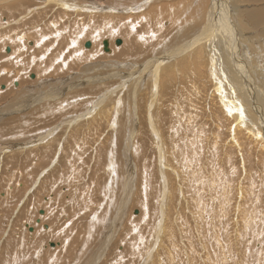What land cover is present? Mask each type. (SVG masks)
<instances>
[{"label": "rangeland", "instance_id": "obj_1", "mask_svg": "<svg viewBox=\"0 0 264 264\" xmlns=\"http://www.w3.org/2000/svg\"><path fill=\"white\" fill-rule=\"evenodd\" d=\"M157 1L156 10L122 19L117 11L93 8L86 1L67 8L76 1L0 0V264H115L116 260L117 264H264V163L254 164L232 142H226L229 124L217 108L220 103L206 71L208 62L203 78L187 81L186 86L200 89L199 96L191 97L197 99L192 109L191 98L186 96L185 102L179 99L180 111L176 101L172 103L177 78L189 72L181 67L174 74L159 69L158 76L165 79L157 78L153 86L145 80L136 94L137 75L128 79V73L137 68L134 65L160 55L151 49L166 42L165 33L170 37L176 33L175 40H167L177 44H169L175 52L179 42L200 29L212 36L208 38L214 45L220 44L219 52L227 49L253 65L257 59L248 52L251 49L242 51L237 43L221 46L227 33L223 27L229 31L234 27L230 2ZM236 1L241 8L264 10V0ZM137 6L127 7L138 12ZM168 7L177 12L175 18H186L177 29L168 16L143 22ZM238 20L253 26L245 13ZM188 26L195 28L188 31ZM180 29H185L187 39L179 38L183 37ZM216 29L224 32L223 38ZM244 33L253 44L258 38L264 41V26ZM105 39L109 54L104 51ZM195 41L199 44V39ZM134 48L138 50L130 51ZM215 59L219 64L218 56ZM255 67L249 68L250 74L256 72ZM46 93L57 94L55 99L67 94L59 107L54 98H41L51 97ZM37 98H41L39 103ZM205 106L215 113L211 122ZM185 121L197 136L190 135ZM171 137L176 138L174 147ZM242 138L236 136L237 145L256 143ZM185 150L195 153L189 158ZM198 166L200 175L195 171ZM196 178L211 181V188H200ZM202 192L204 201L196 203L193 196L198 198ZM119 208L122 214L118 216ZM241 208L246 214L238 212Z\"/></svg>", "mask_w": 264, "mask_h": 264}, {"label": "bare ground", "instance_id": "obj_2", "mask_svg": "<svg viewBox=\"0 0 264 264\" xmlns=\"http://www.w3.org/2000/svg\"><path fill=\"white\" fill-rule=\"evenodd\" d=\"M68 1H76V2H70V3H68L66 6H67V8H74V6H77V5H79V4H81L82 2L81 1H86V2H88V5L90 6V7H93V8H105V9H108V10H113V11H117L118 12V16H120L119 18H122L121 16H125V15H128L126 18H129L130 16H132L133 15V17L135 18L136 16H138V14H141V13H148V12H150L151 10H156L157 8H159L160 7V5L158 4L157 5V3L156 2H158L157 0H133V1H130V2H133V3H130L128 0H91V1H88V0H68ZM135 1V2H134ZM179 1H184V0H179ZM194 1H196L197 3H198V1L199 0H194ZM213 1V0H212ZM216 1V3H217V1L219 2V3H222L221 1L222 0H215ZM225 1V0H224ZM239 1V0H238ZM240 1H251V0H240ZM253 1H255V2H257V0H253ZM226 2L228 3V2H230L231 4H232V6L231 7H233L234 8V10H232L233 11V19L235 20V22H234V27L232 28H230V31H229V29L228 30H226V28H224L223 27V30L224 31H226L227 33H225V35H227V36H225L223 33L224 32H222V31H218L217 29H216V31H218V32H216V34L217 33H220V34H222V38H223V35H224V38H225V41H224V45H222L221 44V46H224V47H228L230 44L234 47V43H237L238 45H239V47H240V49L242 50V51H247V49H251V50H249L248 52L251 54V52H252V54H253V57L255 58V59H257V63L254 61V59H253V61H254V63H256V64H252V62L250 63L249 61H247L246 60V57H245V59L244 60H241V59H239L238 58V56L237 55H230L229 53H228V50L226 49H222L221 50V52H219L220 51V44L218 43V44H216V45H214V42L211 40V38H212V36H206V35H204L203 34V32L200 30V29H198V30H196V32H194L193 34L197 37V38H195V36H193V35H189V36H193V37H189L190 39L189 40H186L185 42H179V43H181L182 44V46H181V44H179L180 45V48H177L176 47V52H175V50H172L173 48L172 47H170L169 46V44L171 43V44H173V46H175V45H177V44H175L174 45V43H172V42H170L169 43V41L167 42V40H170L169 39V37H170V34H169V36H167V34L165 33V35H164V39H165V41L166 42H160L159 43V46H158V44H157V47H154V48H152L151 50H153V52L154 53H156L157 51H159V52H161V53H159L160 55H158L157 53V56H152L153 58H151L150 57V59H148V60H146V61H143L141 64H139V65H134L133 66V68H135V67H137L136 68V70H133V71H131V75H130V72L128 73V79H130V77L132 76V75H134V77H135V75H137V79H136V83L134 84V86H133V90H134V94H136L135 92L136 91H138V90H140V88H142L143 86H142V84L144 83V81L145 80H148L149 82H150V84L153 86L154 85V83L155 82H157V78H164V75H160V76H158V72H159V69H160V71H161V73H164L165 74V72H169V71H171V72H173L174 70H177L178 71V69H179V72H180V67H181V70L182 71H185V72H187V71H189V72H187V74H186V76L188 75V77H186V76H183V74H180V76L177 78V84H176V90H178V91H175L174 92V99H173V97H172V103H175V101H176V104H174V105H176V108H178L179 109V111L181 110V103L179 102V99L181 98L182 99V102L184 101L185 102V96L186 97H188V98H191V97H195V94H197L198 95V93L200 92V89H198L197 88V86H192V85H187L186 86V84H187V81H189L190 79H192V80H194V81H197V80H200V76L202 77L205 73H204V68L206 67V63L207 64H209L208 66V68H206V71H208L209 73V78L211 79V83H212V85H213V87H216L215 88V90H216V94H215V98H216V96H218L217 97V99H218V102L220 103V104H218L217 105V108H218V110H221L222 111V114H223V116L225 117V120H226V122H227V124H229V128H228V135H227V140H226V142H228V141H230V142H232L233 143V145L235 146V147H237L239 150H242V152L243 153H245L246 154V156L249 158V159H251V160H253V163L254 164H256V165H260V164H263L264 163V122H262V124L259 122V119H262L263 117H264V41L262 40V39H260L259 40V38H258V41L256 42V44H253L252 43V40L251 39H249L248 37H246L245 36V33H244V31H245V29H254V26H264V10H262V8H241V6L238 4V2L236 1V0H226ZM170 3V2H169ZM197 3H195V4H197ZM211 3V2H210ZM215 3V2H214ZM215 3V4H216ZM131 4H137L138 6L135 8V9H137V10H139L138 12H135V11H132L131 9H129L127 6H129V5H131ZM215 4H213V6H219L220 7V5L219 4H217V5H215ZM243 6V5H242ZM218 7V8H219ZM223 7V6H222ZM225 7H227V6H225ZM225 7H223V8H225ZM228 8L229 9H231L230 8V4H229V6H228ZM227 9V8H226ZM209 11H211V10H209ZM224 11V10H223ZM173 12H174V14H173ZM176 11H172L171 9H170V7H168V8H166V9H164L163 11H161V12H159V13H155V14H153V15H151V16H149L148 18H146V19H144L143 20V22H147V21H150V22H153V20H156V21H158L159 19H162L163 17H165V16H168V17H170V19H171V21L173 22V25H174V27L177 29L178 27H180V23L182 22V21H184L186 18H175V16H177L176 15ZM240 13H245V15H246V17H247V20L253 25V26H247V24H244V23H241L239 20H238V15L240 14ZM120 14V15H119ZM214 14V13H213ZM224 14V13H223ZM56 15V14H55ZM188 15H190V13H188ZM199 15V14H198ZM211 15V14H210ZM209 15V16H210ZM215 15V14H214ZM178 16H180L179 14H178ZM218 16V15H217ZM173 17V18H172ZM219 17V16H218ZM225 17V16H224ZM223 17V18H224ZM126 18H124V19H126ZM138 18H139V16H138ZM123 19V18H122ZM205 19H207V18H205ZM212 19H214L213 17H212ZM211 19V20H212ZM217 19H219V18H217ZM133 20H135V19H133ZM211 20H209L210 22H211ZM214 20H216V19H214ZM213 20V21H214ZM230 20V19H229ZM170 21V22H171ZM186 21V20H185ZM225 21H226V19H225ZM142 22V21H141ZM150 22H148V23H150ZM166 22V21H165ZM218 23L220 22L219 20L217 21ZM230 22V21H229ZM190 23V22H189ZM212 24H214L213 22H211ZM145 25L147 24V23H144ZM156 24H159L158 22L156 23ZM171 25H172V23H170ZM194 24V23H193ZM211 24V25H212ZM226 24V23H225ZM229 24V23H228ZM147 25H150V24H147ZM189 25H192V22H191V24H189ZM201 25V24H200ZM200 25L198 26V28L200 27ZM208 25V24H207ZM210 25V26H211ZM218 25V24H217ZM220 25V24H219ZM222 25V24H221ZM152 26H153V24H152ZM210 26H209V28H210ZM214 25H212V29L213 28H215V26L213 27ZM231 26V25H230ZM173 27V26H172ZM201 27H202V25H201ZM129 28V27H128ZM183 28V27H182ZM187 28H189V26L187 27ZM193 28H195V27H191V28H189L190 30H188V31H191V30H194ZM207 28V27H206ZM220 28V27H219ZM139 29V28H138ZM172 29H174V28H171V30L170 31H172ZM185 29H186V25H185ZM185 29H184V31H185ZM208 29V28H207ZM258 29V28H257ZM160 30H162V29H160ZM221 30V29H220ZM130 31H131V29H130ZM129 31V33H131ZM134 31V30H133ZM136 31V30H135ZM140 31H141V29H140ZM139 30H138V33L140 32ZM177 31V30H176ZM183 31V29H180L178 32H180V34L182 33L183 34V37H181V35H180V37H179V35H178V37L179 38H183V39H187V35H186V38H184V32ZM212 31H214V30H212ZM142 32H143V30H142ZM207 32V31H206ZM240 32H242V33H240ZM138 33H136V32H134V34L136 35V34H138ZM141 33V32H140ZM150 33H151V31H150ZM170 33V32H169ZM171 33H174V31H172ZM191 33V32H190ZM174 34H176V33H174ZM174 34H172L173 36H174ZM179 34V33H178ZM239 34H241V35H243V37L241 38V37H239ZM171 35V36H172ZM139 36H141V35H139ZM173 36L172 37H170V38H173ZM219 36V35H218ZM217 36V37H218ZM177 37V36H176ZM208 37H211V38H208ZM219 37H221V36H219ZM218 37V39H220ZM95 38V37H94ZM129 38V37H128ZM179 38H177V39H179ZM216 38V37H215ZM93 39V38H92ZM174 39V38H173ZM176 39V38H175ZM174 39V40H175ZM182 39V40H183ZM195 39H199V44L195 41ZM209 39H210V41H209ZM24 40V39H23ZM95 40V39H94ZM105 40H108V39H105ZM179 40H181V39H179ZM178 40V41H179ZM181 40V41H182ZM20 41V40H19ZM111 41V40H110ZM170 41H172V39L170 40ZM184 41V40H183ZM220 41H222V40H220ZM83 42V41H82ZM91 42V41H90ZM94 42V41H93ZM210 42H211V44H210ZM48 43V42H47ZM99 43H101V42H99ZM216 43V42H215ZM21 44H22V42H21ZM44 44L45 43H43V46H44ZM94 44H96V43H94ZM46 45V44H45ZM202 46L201 47V49H198L197 50V47L198 46ZM42 46V47H43ZM93 46H96V45H93ZM93 46H92V48H93ZM103 46V45H102ZM217 46V47H216ZM41 47V48H42ZM112 47V46H111ZM169 47L170 48H172V49H169ZM244 47V48H243ZM43 48H46V47H43ZM95 48V47H94ZM101 47H99V49H100ZM113 48V47H112ZM112 48H110V49H112ZM136 48V47H135ZM131 49L130 51H135L136 49ZM175 48V47H174ZM212 48L214 49V51L212 50ZM47 49V51H49L48 50V48H46ZM94 50V49H93ZM96 50V49H95ZM94 50V51H95ZM113 50V49H112ZM138 50V49H137ZM136 50V51H137ZM8 51H9V48H8ZM14 51V50H13ZM89 51V50H88ZM88 51L86 50V52L88 53ZM94 51H92V52H94ZM108 54L110 53V50H109V48H108ZM251 51V52H250ZM84 52V51H83ZM86 52H84V53H86ZM91 52V53H92ZM152 52V53H153ZM219 52V53H218ZM43 53V52H42ZM86 53V54H87ZM150 53H151V51H150ZM15 54V53H14ZM14 54H12V55H14ZM46 54V53H45ZM89 54H90V51H89ZM89 54H87V55H89ZM156 54H154V55H156ZM244 54H246V53H244ZM248 54V53H247ZM249 54V55H250ZM251 54V55H252ZM38 55V54H37ZM42 55V54H41ZM248 55V56H249ZM250 55V56H251ZM50 56V55H49ZM218 56V61H219V64L216 62V57ZM252 57V58H253ZM49 58H51V57H49ZM45 59V58H44ZM189 61V62H188ZM204 61H206V62H204ZM204 63H205V65H204ZM177 64H179V65H177ZM257 65V66H256ZM256 66V67H255ZM254 68L255 67V73L252 75V74H250V71H249V68ZM197 71H199L200 73L198 74V75H196V72ZM216 71H217V74H218V76H219V78H218V76H216L215 75V73H216ZM13 72H16V71H13ZM170 72V73H171ZM193 72H194V74H193ZM176 73V72H175ZM189 73V74H188ZM207 73V72H206ZM2 74V73H1ZM5 74V73H4ZM167 74V73H166ZM173 74H174V72H173ZM172 74V75H173ZM191 74H193V75H191ZM146 75H148V79H146L147 78V76ZM185 75V74H184ZM207 75V74H206ZM166 77V76H165ZM168 77V76H167ZM186 77V78H185ZM169 78H171V77H169ZM168 78V79H169ZM174 78V77H173ZM176 78V77H175ZM203 78V77H202ZM132 79V78H131ZM135 79H134V81H135ZM165 79V78H164ZM167 79V78H166ZM205 80H207L206 79V77L204 78ZM251 79V80H250ZM174 80V79H173ZM202 80V79H201ZM165 81V80H164ZM148 82V83H149ZM172 82H174V81H172ZM207 82V81H206ZM158 83H160V79H159V81H158ZM162 83V82H161ZM165 83V82H164ZM164 83H163V86H164ZM170 83V82H169ZM210 83V82H209ZM84 84H86V83H84ZM123 85L125 84V81L122 83ZM127 84V83H126ZM171 84V83H170ZM170 84L168 85V86H170ZM16 85V84H15ZM173 85H175V84H173ZM172 85V86H173ZM206 85V84H205ZM142 86V87H141ZM150 86V85H149ZM152 86H150L151 87V89H152ZM161 86V85H160ZM198 86H199V83H198ZM207 86V85H206ZM209 86V85H208ZM124 87V86H123ZM150 87H149V90H150ZM156 87H158V86H156ZM174 87V86H173ZM254 87H256L255 89H254ZM154 89V88H153ZM156 89V88H155ZM225 89H226V92H225ZM132 90V91H133ZM148 90V91H149ZM156 90H158V89H156ZM164 90V89H163ZM212 90V89H211ZM214 90V89H213ZM72 91V90H71ZM151 91V90H150ZM68 92H70V91H68ZM158 92V91H157ZM168 92V91H167ZM206 92V91H205ZM155 93V92H154ZM172 93V92H171ZM208 93H210V94H212L211 92H208ZM66 94L67 93H65V95H64V97L63 98H61V99H55V97H56V95L57 94H55V95H52V94H48V93H46V95H48V96H51V97H46V96H44V97H41V98H44V99H47V100H51V99H53V100H55L56 102H55V104L54 105H58L59 107H60V105L62 104V102H59V101H61V100H63V99H66ZM152 94V93H151ZM150 94V96L152 97V95ZM62 95V93L60 94V95H58V97L57 98H60V96ZM154 95H156V94H154ZM154 95H153V97L152 98H154ZM42 96V95H41ZM145 96V95H144ZM158 96V95H157ZM172 96V95H171ZM199 96V95H198ZM205 96V95H204ZM203 96V97H204ZM213 96V95H212ZM135 97V96H134ZM167 97V96H166ZM214 97V96H213ZM41 98H37V102L39 103V100L41 99ZM147 98H149L150 99V97H147ZM171 97H169V99H170ZM199 98V97H198ZM201 98V97H200ZM210 98V97H209ZM136 99V98H135ZM211 99V98H210ZM152 100V99H151ZM171 100V99H170ZM175 100V101H174ZM197 101V99L195 98V99H192L191 98V102H192V106H191V109H192V107H195L194 105V101ZM214 100V99H213ZM153 101V100H152ZM168 101V100H167ZM203 101V100H202ZM205 101V100H204ZM217 101V100H216ZM200 102V101H199ZM206 102H208V101H206ZM213 102V101H212ZM211 102V103H212ZM154 103V102H153ZM156 103V102H155ZM154 103V104H155ZM172 103H170V104H172ZM204 103V102H203ZM202 103V104H203ZM151 103H149V105H150ZM162 104V103H161ZM180 104V105H179ZM214 104H215V102H214ZM213 104V105H214ZM217 104V103H216ZM215 104V105H216ZM47 105H48V103H47ZM47 105H46V107H47ZM167 105V104H166ZM205 105H207V103L205 104ZM49 106H51V104H49ZM48 106V107H49ZM148 106V105H147ZM198 107V106H197ZM196 107V108H197ZM152 108H153V106H152ZM41 110H42V107L40 108ZM52 108H50V110H51ZM155 109V108H154ZM157 109V108H156ZM170 109V108H169ZM205 109H206V111H207V117L209 118V120H210V122L212 121V118H213V116H212V114H214L215 115V113H214V111H211V110H209V109H207V106H205ZM213 109V108H212ZM44 110H47V109H44ZM171 111H172V109H171ZM174 111V110H173ZM196 111V110H195ZM154 112V111H153ZM97 113H98V111H97ZM97 113H95L94 114V116L97 114ZM157 113H158V111H157ZM181 113V112H180ZM94 116H93V118H94ZM150 116H151V113H150ZM155 116V115H154ZM159 116V115H158ZM172 120H175V118H174V115L172 114ZM177 117V116H176ZM178 117H180V116H178ZM177 117V118H178ZM187 118H188V116H187ZM187 118H185V120L187 119ZM191 117H189V119H190ZM74 119V118H73ZM180 119H181V117H180ZM149 120V119H148ZM159 120V119H158ZM171 120V119H170ZM177 120V119H176ZM184 120V119H183ZM182 119H181V121H183ZM215 121L217 120V115H216V117H215V119H214ZM72 121V120H71ZM71 121H69V122H71ZM181 121L179 122V123H181ZM187 121V120H186ZM186 121L184 122L185 124H186ZM260 121H262V120H260ZM178 122V121H177ZM189 122H191L190 120H189ZM203 122V121H202ZM184 123H182V124H184ZM215 123V122H214ZM213 123V124H214ZM220 123V122H219ZM149 124H151V123H149ZM156 124V123H155ZM182 124H180L181 126H182ZM185 124H184V126H185ZM187 124H188V126H189V123H188V121H187ZM187 124H186V128H187ZM174 126H175V124H173ZM191 125H193V124H191ZM195 125V124H194ZM193 125V126H194ZM252 125V126H251ZM180 126V128L182 129V127H184V126H182L181 127ZM201 126V125H200ZM214 126H215V128H217V129H219L220 127H219V125L218 124H214ZM153 128H154V124H153ZM174 128V127H173ZM172 128V129H173ZM189 128H191V126L189 127ZM189 128H187L188 129V132L190 131V129ZM197 128V127H196ZM13 129V128H12ZM15 129V128H14ZM176 129V128H175ZM180 129V130H181ZM185 129V128H184ZM186 129V130H187ZM192 129H195V128H193L192 127ZM191 129V130H192ZM240 129L242 130V131H245L246 130V132L245 133H243V132H241L240 131ZM180 130H177L176 129V131H180ZM196 130V129H195ZM221 130V129H220ZM220 130H218L219 131V133H220ZM225 130V129H224ZM9 131V130H8ZM151 131V130H150ZM156 132V131H155ZM175 132V131H174ZM192 131H190V135H193L194 133L192 132ZM195 132V131H194ZM217 132V131H216ZM157 133V132H156ZM177 133V132H176ZM179 134H180V132H178ZM177 133V134H178ZM185 133V132H184ZM198 133H200V132H198ZM197 133V134H198ZM201 133H202V130H201ZM164 134V133H163ZM171 134H172V132H171ZM182 135H183V133H182ZM182 135H179V136H182ZM195 135H196V133H195ZM195 135H193V136H195ZM201 135V134H200ZM200 135H198V137L200 136ZM213 135V134H212ZM212 135H211V137H212ZM218 135V134H217ZM240 135L243 137H240ZM178 136V135H177ZM178 136V137H179ZM185 136H187V133H185ZM184 136V137H185ZM197 136V135H196ZM202 136H203V134H202ZM236 136H238L240 139L242 138V139H254L255 141H256V143L254 144V145H248L246 142H244V143H246L247 144V149L245 148V145H244V143H240V144H238L237 145V139H236ZM188 137V136H187ZM192 137V136H191ZM210 137V138H211ZM218 137V136H217ZM217 137H215L216 138V140L218 139ZM173 137H171V139H172ZM203 138H205V136L203 137ZM160 139V138H159ZM183 139V138H182ZM190 139V138H189ZM198 139V138H197ZM214 139V138H213ZM173 140V139H172ZM174 140H176V138L174 139ZM173 140V141H174ZM187 140V139H186ZM194 140H196L195 138H194ZM200 140H201V138H200ZM204 140H206V139H204ZM218 140H220V138L218 139ZM217 140V141H218ZM181 142H182V140H180ZM183 141H184V139H183ZM191 141V140H190ZM208 141H209V139H208ZM212 141H214V140H212ZM216 141V142H217ZM221 141V140H220ZM187 143H186V145H188V142L189 141H186ZM192 142H193V139H192ZM215 142V141H214ZM226 142H224V145L223 146H225V144H226ZM30 143H31V141H30ZM219 143V142H218ZM24 144H27V142H25ZM29 144V143H28ZM177 143L174 141V143H173V147H174V145H176ZM191 144V143H190ZM193 144V143H192ZM196 144V143H195ZM195 144L193 145V146H195ZM197 144H199L198 142H197ZM202 144V143H201ZM205 144V143H204ZM211 144V143H210ZM180 145H183V142H182V144H180ZM203 145V144H202ZM201 145V146H202ZM212 145V144H211ZM213 145H215V144H213ZM28 146V145H27ZM164 146V145H163ZM207 146H209L208 144H207ZM186 146L184 145V148H185ZM191 147H192V145H191ZM199 147H200V144H199ZM218 147V146H217ZM184 148H182L183 150H184ZM188 148V147H187ZM167 149V148H166ZM179 149V148H178ZM177 148L174 150V151H176V150H178ZM182 149H180V151L179 152H181V150ZM190 149V148H189ZM188 149V150H189ZM199 149V148H198ZM202 149V148H201ZM224 149V148H223ZM187 150V149H186ZM185 150V152H187ZM212 150H214V149H212ZM216 150V149H215ZM215 150L213 151V152H215ZM246 152H245V151ZM197 151V150H196ZM177 152V151H176ZM201 152H205V151H201ZM200 152V153H201ZM249 152H252V156H251V153H249ZM175 153V152H174ZM181 153H183V152H181ZM190 153V152H189ZM188 152H187V154H189ZM194 153H195V151H194ZM193 153V154H194ZM192 154V155H193ZM202 154V153H201ZM175 155H177V154H175ZM191 154H189L188 155V157L189 156H192ZM179 156V155H178ZM183 156V155H182ZM195 156V155H194ZM199 157V156H198ZM201 157V156H200ZM199 157V158H200ZM261 157H263V158H261ZM190 158V157H189ZM197 158V157H196ZM173 159V158H172ZM260 159H261V161H260ZM180 160H181V157H180ZM252 163V164H253ZM253 164V166H255ZM207 166V165H206ZM211 168V167H210ZM209 168V169H210ZM195 171H197V174L198 175H200V173H201V167H199L198 166V168L195 170ZM225 171V170H224ZM252 178V177H251ZM250 178V179H251ZM194 180H196L197 181V185H199L200 186V188H204V190H207V189H210L211 188V185H212V182L211 181H208V180H199L198 181V178H196V179H194ZM12 181V180H11ZM251 181V180H250ZM248 182V181H247ZM255 182V181H254ZM207 184V185H206ZM241 185V184H240ZM239 185V187H241ZM250 185V184H249ZM20 188V187H19ZM207 188V189H206ZM17 191V190H16ZM241 191V190H240ZM205 192H207V191H205ZM208 194V193H207ZM194 195V194H193ZM203 195H205V194H203V192L198 196V198L196 197V195H194L193 196V198H194V200H195V202L196 203H200V202H202V201H204V199L202 198V197H204ZM249 195V194H248ZM208 196V195H207ZM14 197V196H13ZM17 197V196H16ZM126 197V196H125ZM131 197V196H130ZM247 199V198H246ZM248 200V199H247ZM127 201H128V196H127V200L125 201L126 203H127ZM124 202V203H125ZM123 203V202H122ZM124 208V207H123ZM243 208V207H242ZM242 208H241V210L239 209L238 210V212H244V210H242ZM244 209V208H243ZM246 209V208H245ZM164 210V209H163ZM249 210V209H248ZM247 210V211H248ZM256 211V210H255ZM259 212V211H258ZM38 213L39 214H43V210H42V213H40V211H38ZM119 213H121L122 214V208H119L118 209V211H117V215L119 214ZM245 214H246V212H244ZM120 214V215H121ZM119 216V215H118ZM27 217V216H26ZM121 217V216H120ZM148 217V216H147ZM143 218V217H142ZM39 220V222H40V218L38 219ZM35 222H36V220H35ZM141 222H143V221H141ZM141 224V223H140ZM25 226V225H24ZM149 226V225H148ZM42 227L43 228H48V225H46V224H43L42 225ZM150 228H151V226H150ZM149 228V229H150ZM32 228H29V230H31ZM222 229V228H221ZM221 232V231H220ZM222 232H223V229H222ZM224 233V232H223ZM222 233V234H223ZM225 234V233H224ZM242 234V233H241ZM221 235V234H220ZM228 235V233H226V236ZM239 236H240V233H239ZM239 236H237L238 238H239ZM245 236V235H244ZM223 237V236H222ZM229 237V236H228ZM237 237H236V239H237ZM241 237V236H240ZM242 238V237H241ZM246 238V237H245ZM244 238V239H245ZM226 239V238H225ZM230 239V238H229ZM226 240H228V239H226ZM225 240V241H226ZM239 241H240V238L238 239ZM222 241H223V238H222ZM224 242V241H223ZM237 242V241H236ZM106 249V248H105ZM247 249V248H246ZM245 250V249H244ZM253 252V251H252ZM248 253H249V251H248ZM118 255V254H117ZM254 255V254H253ZM264 256V255H263ZM263 256H261V257H263ZM254 257V256H253ZM258 257H260L259 255H258ZM226 258H227V256H226ZM53 259V258H52ZM55 259V258H54ZM231 259V258H230ZM233 259V258H232ZM231 259V260H232ZM241 259V258H240ZM257 259V258H256ZM263 259V258H262ZM56 260V259H55ZM230 260V261H231ZM242 260V259H241ZM258 260V259H257ZM257 260H256V262H257ZM226 261H229V260H227L226 259ZM233 261V260H232ZM231 261V263H233ZM244 261V260H243ZM248 261V260H247ZM247 261H245V262H247ZM255 261V260H254ZM45 262H47V261H45ZM55 263V262H54ZM118 262H117V260H116V263L115 264H117ZM226 263H228V262H226ZM240 263V262H239ZM251 263H253V262H251ZM154 264H160V262L159 261H156ZM230 264V263H229Z\"/></svg>", "mask_w": 264, "mask_h": 264}, {"label": "water", "instance_id": "obj_3", "mask_svg": "<svg viewBox=\"0 0 264 264\" xmlns=\"http://www.w3.org/2000/svg\"><path fill=\"white\" fill-rule=\"evenodd\" d=\"M119 43H120V41L117 40L116 41V44H119ZM103 45H104V51H108L107 41L106 40L103 42ZM89 46H90V43L89 42H86L85 43V47H89ZM6 50L8 51V48ZM39 211H40V213H42V210H39ZM36 222H39V220L37 219ZM50 246H52V243H50Z\"/></svg>", "mask_w": 264, "mask_h": 264}]
</instances>
